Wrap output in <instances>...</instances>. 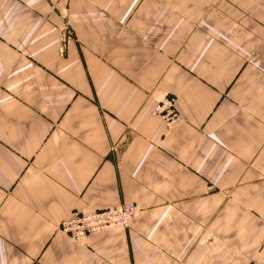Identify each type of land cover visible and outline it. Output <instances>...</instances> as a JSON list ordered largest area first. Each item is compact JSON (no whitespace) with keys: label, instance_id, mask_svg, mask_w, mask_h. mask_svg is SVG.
Instances as JSON below:
<instances>
[{"label":"crops","instance_id":"0c3cea01","mask_svg":"<svg viewBox=\"0 0 264 264\" xmlns=\"http://www.w3.org/2000/svg\"><path fill=\"white\" fill-rule=\"evenodd\" d=\"M0 264H264V0H0Z\"/></svg>","mask_w":264,"mask_h":264},{"label":"built area","instance_id":"2783aa9c","mask_svg":"<svg viewBox=\"0 0 264 264\" xmlns=\"http://www.w3.org/2000/svg\"><path fill=\"white\" fill-rule=\"evenodd\" d=\"M152 114L168 125H176L183 119L175 96L157 102ZM139 214L140 207L137 204L125 203L88 213H73L62 220L59 229L76 241H85L110 228H126Z\"/></svg>","mask_w":264,"mask_h":264}]
</instances>
